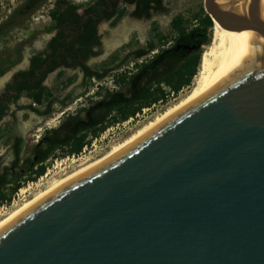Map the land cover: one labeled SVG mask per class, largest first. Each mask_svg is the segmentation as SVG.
Instances as JSON below:
<instances>
[{
  "label": "water",
  "instance_id": "1",
  "mask_svg": "<svg viewBox=\"0 0 264 264\" xmlns=\"http://www.w3.org/2000/svg\"><path fill=\"white\" fill-rule=\"evenodd\" d=\"M203 10L253 37L216 41L194 98L1 224L0 264H264V0Z\"/></svg>",
  "mask_w": 264,
  "mask_h": 264
},
{
  "label": "rangeland",
  "instance_id": "2",
  "mask_svg": "<svg viewBox=\"0 0 264 264\" xmlns=\"http://www.w3.org/2000/svg\"><path fill=\"white\" fill-rule=\"evenodd\" d=\"M28 1L29 0H0V26L9 17L14 18L13 14L16 9L24 8L20 5H26ZM163 1L167 11L160 16H157V19L152 23H154L153 26L157 27L158 33L168 36V40L164 43V47L169 48L180 41L176 42V39H174L176 33L171 29L170 21L174 17L181 15L184 19L185 28L187 31H190L197 24L196 19L198 16L202 14L203 0ZM44 2V8L39 7L40 9L33 14H31L32 11L25 12L23 13L24 16L26 17L27 14H31L32 18H30V20L43 23L47 18V9L50 8V4H53L54 0H44ZM149 25V22L140 25L131 24L127 16H123V18L117 22L115 27H110L116 34L125 33L124 37L126 39L130 37L132 38L128 44L122 45L121 47L118 46V48L115 49L113 52L114 60H106L107 64L114 63V66H116L120 60L125 59L123 65L109 73L107 78L101 81L91 79L85 83H81L80 73L72 74L70 77L72 79L71 86H58L53 90L54 95L59 96L68 90H71L72 87H75L71 101L65 106L54 104L51 109V114L48 116H38L33 112L23 110L18 112L17 118H14L13 120H11L9 116H6L0 125V167L4 169L5 166L11 164V160L14 158V152L12 149L14 142L13 138L16 135L22 136L16 159L17 165L15 166V170H20L21 168H27L33 157L34 146L38 144V141L41 140L43 136L57 139L67 137L76 128L78 129L82 126H86L91 121L100 118L104 114V103L108 99L106 92H110L114 96L127 97L131 89L136 88L139 83L142 84L144 79L139 73H137V69L132 63H140L141 60L153 56L155 54V48H160V43L157 41L154 51H150L146 57L134 59V56L129 54L134 50L145 48V42L148 38H150L151 41H155V36L151 35L152 32ZM27 28L29 27L26 26L25 29ZM23 34H25V31L20 26L17 27L16 23H14L9 29L2 26L0 28V67L5 70L0 74V86L17 67V63L12 58L13 48L14 44L18 42L17 39L21 38ZM205 46L206 44H200L201 50ZM120 68L125 69L130 73L126 75L127 84L119 88L113 81V79H115V76L113 75L122 72ZM69 73L70 72H67L61 78L63 79V77ZM194 77L189 87L183 89L176 96L169 97L166 102L155 104L149 108H144L134 117L109 126L97 137L88 138L89 142L83 147L78 155L52 156L48 158L45 161L46 168L44 173L34 180H27V176L30 174L26 173L20 179L22 182L21 187L14 193H10L11 185L4 186L2 190L8 195L10 194V199L6 203H0V220L17 206L32 198L40 191L46 189L56 180L73 172L75 169L83 166L86 162L101 157L114 145L131 136L161 112L173 106L192 89L195 83ZM48 80V84L52 89V87L55 86L56 81L53 83L50 78ZM44 146L45 143L42 144V147ZM57 154H59V152L55 153V155ZM33 169H35V167H33Z\"/></svg>",
  "mask_w": 264,
  "mask_h": 264
},
{
  "label": "flooded vegetation",
  "instance_id": "3",
  "mask_svg": "<svg viewBox=\"0 0 264 264\" xmlns=\"http://www.w3.org/2000/svg\"><path fill=\"white\" fill-rule=\"evenodd\" d=\"M44 4V0H29L26 5H20L24 8H17L13 14L14 23L17 27L20 26L25 34L17 39L18 42L13 48L12 58L17 63V67L0 86V125L6 116L13 120L22 110L33 112L38 116H48L54 104L60 106L68 104L75 87L59 96L54 95L53 90L58 86H71L70 77L74 73H80L81 83H85L95 79L88 77L87 72L107 71L102 79L104 80L109 73L123 65L125 59L120 60L116 66L114 63H106L108 59L114 60L113 52L118 46L126 45L132 40L131 37L126 39L125 33L116 34L110 28L115 27L123 16H127L131 24L140 25L149 22L151 35L155 36L156 47L158 29L152 22L167 11L163 0L159 6L154 1L151 2L148 9L143 7V0H54L47 9V18L43 23L30 20L31 14L44 8ZM28 11L32 13L25 17L23 13ZM26 26L29 28L25 29ZM147 41L150 42V38ZM147 41L145 48L134 50L129 55L136 59L139 50L146 52ZM145 55L148 56L147 53ZM2 69L4 68L0 67V71ZM67 72L70 73L62 79L61 77ZM49 78L53 83L56 81L52 89L48 84ZM40 92L42 95L37 103L35 99ZM21 137L16 135L13 138L14 158L11 164L4 169L0 167V191H3L4 186L11 185L10 183L20 174L23 177L26 173H30L35 162L52 140L61 141L66 138L43 136L34 146L33 157L27 168L15 170ZM44 143L45 146L42 147ZM6 182L10 183L5 184Z\"/></svg>",
  "mask_w": 264,
  "mask_h": 264
},
{
  "label": "trees",
  "instance_id": "4",
  "mask_svg": "<svg viewBox=\"0 0 264 264\" xmlns=\"http://www.w3.org/2000/svg\"><path fill=\"white\" fill-rule=\"evenodd\" d=\"M161 4V0H143V7L150 8V3ZM160 8L162 6L160 5ZM197 24L190 30L184 26V19L181 15L174 17L170 22V27L175 31V45L165 48L168 36L157 33L156 39L161 47L157 49L153 56L141 60L140 63H134L137 73L143 77L144 82L139 83L136 88L131 89L127 97L114 96L110 92H106L108 97L104 103L105 112L100 118H96L88 125L82 126L75 130L73 134L68 135L64 140H52L49 147L42 152L38 160L35 162V169H31L27 180H34L41 176L45 171V161L52 156L78 155L84 146L89 142L88 138L97 137L109 126L125 121L128 118L134 117L144 108H149L158 103L166 102L169 97L176 96L183 89L190 86L193 77L197 74L199 61L201 57L200 44L207 45L210 43V34L213 22L210 17L202 9V14L196 19ZM14 25L12 17L5 20L1 26L7 29ZM0 26V28H1ZM146 52L139 50L136 53V59L146 57L145 53L154 51L155 41H150L147 44ZM179 46V47H178ZM183 46H188L184 48ZM5 70L2 69L0 73ZM107 74V71L87 72L88 77H95L96 80H102ZM129 74L125 69L122 72L113 75L115 85L119 88L127 84L126 75ZM30 75V72L28 73ZM132 78V77H131ZM40 92L36 96L38 103L41 98ZM56 152L59 154L55 155ZM20 174L11 184L10 193H14L21 187ZM4 184V185H5ZM10 199V194L0 191V203H6Z\"/></svg>",
  "mask_w": 264,
  "mask_h": 264
},
{
  "label": "bare ground",
  "instance_id": "5",
  "mask_svg": "<svg viewBox=\"0 0 264 264\" xmlns=\"http://www.w3.org/2000/svg\"><path fill=\"white\" fill-rule=\"evenodd\" d=\"M238 36L240 38H250L253 37L252 32L249 29L243 28L239 30H226L221 28L216 22L212 25V34H211V41L209 44H207L201 52V57L199 61L198 71L195 75V83L192 87V89L183 97L181 98L177 103H175L173 106L167 108L163 112H161L159 115H157L155 118L150 120L148 123H146L144 126L139 128L135 133H133L131 136L127 137L123 141L119 142L118 144L114 145L108 152H106L104 155H102L99 158H96L94 160L88 161L83 166L79 167L78 169H75L73 172L65 175L64 177L56 180L52 184H50L46 189L40 191L32 198L28 199L27 201L23 202L21 205L17 206L15 209H13L9 214H7L3 219L0 220V225L3 224L5 221L10 219L12 216H14L16 213H18L20 210H22L24 207L28 206L30 203L34 202L36 199H38L41 195L46 193L47 191L51 190L53 187L61 183L62 181L70 178L74 174L78 173L79 171L101 161L102 159L110 156L111 154L121 150L125 146L129 145L130 143L134 142L144 134H146L149 130H151L154 126L159 124L161 121L166 119L168 116L173 114L178 108H180L183 104H185L187 101L194 98L197 91L200 88V85L202 83L203 79V58L205 54L211 49V47L216 43L218 40L230 38ZM3 78V77H2ZM1 82V80H0ZM26 127V125H25Z\"/></svg>",
  "mask_w": 264,
  "mask_h": 264
}]
</instances>
